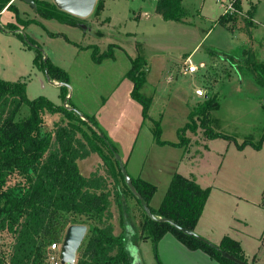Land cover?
Here are the masks:
<instances>
[{
  "label": "rangeland",
  "instance_id": "374dc122",
  "mask_svg": "<svg viewBox=\"0 0 264 264\" xmlns=\"http://www.w3.org/2000/svg\"><path fill=\"white\" fill-rule=\"evenodd\" d=\"M183 1L180 21L165 20L156 9L150 16L152 7L143 0H112L110 25L102 11L94 10L86 19L72 15L80 21L75 26L43 18L36 7L19 0L17 14L4 15L10 22L0 18V79L23 85L29 101L45 97L94 118L123 163L131 162L130 171L156 187L150 208L161 205L176 174L195 180L209 195L194 232L216 246L230 237L240 243L248 264H264V87L249 76L260 73L255 68L264 70V0H241L235 14L225 12L233 0ZM225 14L232 17L219 22ZM188 56L206 68L192 76L180 72ZM242 58L247 68L240 76ZM46 60L68 75L66 99L47 74ZM135 61L146 62V82L137 92L152 100L147 108L134 97L129 73ZM198 88L207 91L208 100L195 96ZM21 112L29 115L27 107ZM63 118L46 113L44 129L51 131ZM95 141L112 160L117 180L109 177V183L120 187L128 207L123 227L122 212L113 204L115 235L125 231L128 239L132 236L138 264H163L145 228L146 213L127 190L108 147ZM91 157L81 162V172L107 176L103 158ZM19 182L24 181L15 174L7 185ZM65 219L66 229L50 240L61 249L71 225H87L78 261L94 225L71 214ZM13 243L12 234L0 232V261H8ZM171 261L178 264V259Z\"/></svg>",
  "mask_w": 264,
  "mask_h": 264
},
{
  "label": "trees",
  "instance_id": "16d2710c",
  "mask_svg": "<svg viewBox=\"0 0 264 264\" xmlns=\"http://www.w3.org/2000/svg\"><path fill=\"white\" fill-rule=\"evenodd\" d=\"M34 1L36 11L41 17L58 19L75 26L80 24L77 18L59 10L55 4L42 0ZM12 2L13 0H0V13L6 9L17 14V8ZM182 2L183 0H159L156 11L167 21H180ZM104 5L105 0H99L95 12H101ZM235 6L241 11V0H238ZM253 12H250L251 18ZM231 17L225 14L219 18V22L227 21ZM17 29L16 25L10 26V30H16L15 33L18 34ZM30 44L33 43L30 41ZM42 57L44 58L43 55ZM240 61L237 72L243 76L247 60L242 58ZM145 63L133 62L129 76L135 81L134 97L147 108L152 100L137 92L138 87L146 82L143 71ZM43 65L53 80L68 84V75L64 71L50 65L47 60ZM261 69L255 68V71L260 73L252 72L249 76L252 75L253 79L264 87V70ZM61 88L62 97L66 99L67 86L62 85ZM208 102L206 107L212 104V101ZM23 107L28 108L27 117L21 116ZM70 107L74 109L71 104ZM206 107L202 112L206 111ZM46 113H59L64 118L50 131L44 129ZM85 127L92 131V137L87 135ZM80 135L82 137H79ZM95 140L108 147L119 167V174L124 179L115 158L117 150L99 129L94 118H82L74 110L56 106L45 97L29 101L23 85L0 79V232H8L14 237L8 261H0V264H48L49 247L53 242L50 238H57L66 229L65 215L68 214L83 218L94 225L76 264L138 263L137 248L131 247L132 240L128 239V234L123 231L122 236L118 237L114 233L113 204L122 212L123 227L128 207L124 204V193L120 187L116 182L114 186L111 185L114 181L109 183V177L117 180L114 165ZM93 153H98L107 164V176L100 172H94L89 177L81 174L78 162L89 158ZM15 174L24 182L8 186L9 179ZM132 179L137 192L150 206L156 187L139 178ZM125 185L135 197L126 182ZM208 195L209 190L202 189L195 180L176 174L160 207L150 209L158 218L169 219L183 228L195 231ZM137 201L141 206L138 199ZM146 217L148 224L145 228L155 249L160 240L171 233L190 250H202L218 264H236L224 258L219 250L197 238L177 230L168 223L154 221L147 215ZM80 224L84 223L77 222L73 225ZM218 247L247 263L240 243L230 237H225Z\"/></svg>",
  "mask_w": 264,
  "mask_h": 264
},
{
  "label": "water",
  "instance_id": "95a60500",
  "mask_svg": "<svg viewBox=\"0 0 264 264\" xmlns=\"http://www.w3.org/2000/svg\"><path fill=\"white\" fill-rule=\"evenodd\" d=\"M26 3H28L29 5H31L32 7H36L35 1L34 0H22ZM98 0H55L54 4L57 6V8L61 11H64L70 15H73L77 18H82L85 19L87 17H89L95 10V7L97 5ZM48 74V72H47ZM48 79H50L49 75H48ZM58 85L62 86H68L67 84H62L59 83ZM69 87V86H68ZM69 110H74L75 113H77L79 116H81L83 118L84 115L80 114L78 111H76L73 108L67 107ZM115 158L119 163L120 169L122 171V174L124 176L125 182L128 186V188L131 190L132 194L139 200L144 212L146 213V215L154 220V221H161V222H165L168 223L170 225H172L174 228H176L177 230L189 235V236H193L195 238H197L198 240L208 244L211 247H214L215 249L219 250L222 254V256L236 264H248L245 263L237 258H235L234 256L230 255L229 253L225 252V251H221L219 249L218 246L213 245L212 243L206 241L205 239H203L202 237L198 236L194 231L188 230L186 228H183L179 225H177L176 223H174L173 221L169 220V219H163V218H158L157 216H155L153 214V212L150 209V206L145 202V200L143 199L142 195L139 194L134 186L133 183V179L131 177V175L128 173V170L125 166V164L123 163L122 158L120 157V155L118 153H115ZM88 232V226L87 225H71L66 232L65 235V239L63 242V245L60 249V253H59V258L62 262V264H76L77 261V254L78 251L87 235Z\"/></svg>",
  "mask_w": 264,
  "mask_h": 264
},
{
  "label": "crops",
  "instance_id": "0c3cea01",
  "mask_svg": "<svg viewBox=\"0 0 264 264\" xmlns=\"http://www.w3.org/2000/svg\"><path fill=\"white\" fill-rule=\"evenodd\" d=\"M17 1L19 0H13V4L16 5ZM112 0H105V5H104V9L102 10L101 12V18L102 20H106L108 21V24L110 25L111 22H112V17L110 16V14L108 13V7L110 5ZM145 1V3H148L152 8H151V11H150V16H153V14L151 15L152 13V9H156L157 7V3L159 0H143ZM183 6L184 5V1L182 2ZM242 7H243V4H242ZM255 7V6H254ZM9 12L8 10H4L3 12L0 13V18H5L7 17L8 21L10 22L11 19L8 18L9 16H5L4 15ZM227 12V10L225 11ZM203 13V11H202ZM158 15V13H155ZM230 14V13H229ZM223 16V15H221ZM220 16V17H221ZM136 17H138V15H136ZM135 17V19H137ZM88 18V17H87ZM6 19V20H7ZM80 19V18H79ZM82 19V18H81ZM86 19V18H85ZM252 21H253V17H252ZM181 22H185L184 19L181 20ZM190 59L191 60V56H188L187 58H184V62L186 61V59ZM184 62L182 63L181 65V69H180V72H184ZM175 73H172L170 75H174ZM189 75V74H188ZM192 76V75H191ZM174 78V76L172 77V79ZM56 83L59 84L58 81L54 80ZM57 86H60L58 85ZM67 102V101H66ZM65 102V104H66ZM93 157V156H92ZM90 156V158H92ZM89 159V158H87ZM83 161H86L85 160H81L78 162V166H79V170L81 172V168H80V164L81 162ZM124 161V160H123ZM125 163V166L126 168H128V172L129 174L131 175L132 178L134 179H138V178H141L140 176L138 177L137 174H133L131 171H130V166H131V162L129 160H127V162H124ZM92 173H94V171H89L88 174H83L81 172V174L85 177H89ZM136 173V172H135ZM160 207V206H159ZM158 207V208H159ZM158 208H155V209H158ZM198 227V225H197ZM196 227V228H197ZM221 243V240H217V244L219 245ZM217 245V246H218ZM158 247H159V254H160V257L163 261V264H176L174 261H171L172 259H178V264H218V262H216L215 260H213L207 253H205L204 251L202 250H190L189 248H187L183 243H181L173 234L171 233H168L166 234L161 240L160 242L158 243ZM138 256V255H137ZM140 256V255H139ZM138 256V257H139ZM137 257V258H138ZM170 259V260H169Z\"/></svg>",
  "mask_w": 264,
  "mask_h": 264
},
{
  "label": "built area",
  "instance_id": "2783aa9c",
  "mask_svg": "<svg viewBox=\"0 0 264 264\" xmlns=\"http://www.w3.org/2000/svg\"><path fill=\"white\" fill-rule=\"evenodd\" d=\"M237 0H233L232 3L229 5L227 12L229 11L232 14L238 13L239 11L237 10L235 4ZM206 64L204 62L200 63L199 65H196L193 63L189 58L184 62V73L189 74V75H195L197 74L201 69H205ZM195 96L198 97L201 100H208L209 95L207 91L203 88H198L195 91ZM59 253H60V247L58 246L57 243H53L49 247V255H48V264H62L60 258H59Z\"/></svg>",
  "mask_w": 264,
  "mask_h": 264
},
{
  "label": "flooded vegetation",
  "instance_id": "af4514ba",
  "mask_svg": "<svg viewBox=\"0 0 264 264\" xmlns=\"http://www.w3.org/2000/svg\"><path fill=\"white\" fill-rule=\"evenodd\" d=\"M130 240H132V236H130V238H129ZM134 245L132 244V242H131V247H133ZM138 255V254H137ZM136 255V256H137ZM138 257V256H137ZM138 264V263H137Z\"/></svg>",
  "mask_w": 264,
  "mask_h": 264
}]
</instances>
